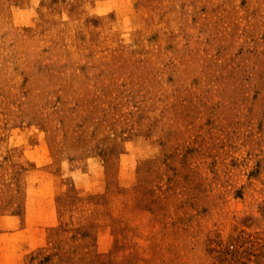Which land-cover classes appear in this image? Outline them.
I'll list each match as a JSON object with an SVG mask.
<instances>
[{
  "label": "rangeland",
  "instance_id": "1",
  "mask_svg": "<svg viewBox=\"0 0 264 264\" xmlns=\"http://www.w3.org/2000/svg\"><path fill=\"white\" fill-rule=\"evenodd\" d=\"M0 264H264V0H0Z\"/></svg>",
  "mask_w": 264,
  "mask_h": 264
}]
</instances>
